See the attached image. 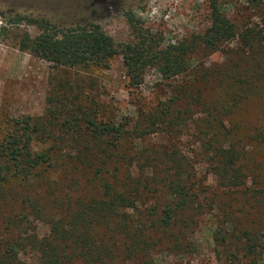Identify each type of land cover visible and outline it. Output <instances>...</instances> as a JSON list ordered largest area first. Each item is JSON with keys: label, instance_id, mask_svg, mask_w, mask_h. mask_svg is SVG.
I'll use <instances>...</instances> for the list:
<instances>
[{"label": "trees", "instance_id": "trees-1", "mask_svg": "<svg viewBox=\"0 0 264 264\" xmlns=\"http://www.w3.org/2000/svg\"><path fill=\"white\" fill-rule=\"evenodd\" d=\"M206 1L210 14L205 31L188 44L164 48L154 47V41L144 35L134 43L118 45L94 22L59 27L44 18L12 19L17 23L25 21L38 31L33 38L22 39L20 47L54 67L108 68L110 59L121 56L129 86L140 83L147 66L155 67L168 80L188 73L190 80L175 88L162 108L149 116L150 123L144 127H140L141 123L139 127L135 125L130 134L139 137L144 128H150L144 131L149 134L157 132L152 128L159 126L155 128L169 139L177 131L183 132L180 128H186V135L200 144L197 165L201 171L196 173L192 163L176 151L175 143L171 149L147 148L129 156L120 149L128 132L122 128L124 124L95 122L86 115L83 124L78 125L76 119L64 117L60 128L80 153L67 168L57 167L61 170L56 173L74 175L71 180L81 193L86 187L97 194L76 197L70 200L71 206L53 201L48 211L24 197L18 204V214L10 209V214L3 216L0 264H117L118 260L148 264L146 258L151 259L157 246L171 242L172 248H179L197 217H214L218 210L223 212L222 225L232 224L235 233L226 237L215 231L213 239L223 246L233 237L235 264H264V219L234 217L230 205L218 200L224 192L233 202L247 201L264 215V126H247L232 119L240 103L264 88L258 83L264 79V28L259 32L247 27L238 29L226 9L227 5L242 2L258 10L264 7V0ZM133 18L128 15L132 25ZM236 38L241 45L235 62L221 75L212 67H192V55L199 50L212 55ZM210 82L222 88L223 102L217 103L213 96L204 98L199 91ZM15 124L21 133L9 134L0 141V210L8 206L12 189L33 187L37 184L33 182H39L42 168L50 171L54 162L66 161L65 156L55 157L50 151L32 152L36 124L31 125L27 118ZM191 125L194 133L187 131ZM98 156L100 162L93 169L91 159ZM130 157L141 166L121 177L120 166ZM210 179L213 184H209ZM148 198L154 203L163 200L158 217H154V209H140ZM26 205L46 223L48 234L39 238L28 233ZM205 207L208 210L203 212ZM24 247L34 252L28 261L18 257Z\"/></svg>", "mask_w": 264, "mask_h": 264}, {"label": "rangeland", "instance_id": "rangeland-1", "mask_svg": "<svg viewBox=\"0 0 264 264\" xmlns=\"http://www.w3.org/2000/svg\"><path fill=\"white\" fill-rule=\"evenodd\" d=\"M226 9L238 29L247 27L259 32L264 28V7L257 10L239 2L227 5ZM129 14L134 17V25L128 21ZM209 14L206 0H0V141L9 134H20V126L15 123L27 118L37 128L32 134L30 150L34 153L50 151L55 157H66V161L54 162V168L50 171L42 168L39 182H33L37 183L33 187H15L10 191L8 206L4 205L0 210V232L4 229L2 219L5 213L9 215L10 209H15L14 215L18 214V204L24 197L37 201L38 206L48 211L53 201L71 206L70 200L76 197L97 194L86 187L81 193L71 180L74 175L56 173L61 170L57 167L63 165L67 168L80 153V148L71 143V137L60 128L65 118L76 119L78 125L83 124L86 115L95 122L124 124L122 128L128 132L120 142V149L125 154L130 153L129 156L145 152L147 148L171 149L175 143L176 151L192 163L196 173L201 171L197 165L200 144L194 137L186 135V128H180L183 132L177 131L169 139L155 128L159 126L152 128L157 132L153 130L149 134H144V131L150 128H144L139 137L130 134L135 125L141 123L140 127H144L150 123L149 116L162 108V103L174 93L175 88L185 86L190 80L188 73L168 80L155 67L147 66L142 71L140 83L129 86L121 56L110 59L108 68L54 67L20 47L22 39L26 36L33 38L38 31L25 21L17 23L12 19L17 16L44 18L59 27L94 22L118 45L134 43L140 35H144L154 41V47L164 48L167 45L188 44L193 37L201 35L209 26ZM240 45L241 41L236 38L227 43L223 51L212 55L199 50L192 55V67H212L221 75L235 62ZM258 83H261L259 87L264 86V79L261 78ZM217 86L210 82L205 90L199 91L204 98L213 96L220 103L223 102V90L217 89ZM259 93L240 103L232 119L247 126L251 123L264 126V88ZM187 131L194 133L193 125ZM56 147L58 149L55 150ZM100 158L91 159L93 169ZM124 163L119 169L118 175L121 177L141 166L135 164L131 157L126 158ZM88 177L92 178V174ZM209 184H213L211 179ZM227 196L223 192L218 200L230 205L233 216L247 221L264 219V215L251 208L247 201L233 202ZM154 202L148 198L140 209L145 206L150 208L149 212L154 209L153 215L158 217L163 200L160 198L158 203ZM207 210L208 207H205L203 212ZM33 211L32 207L26 205L27 231L40 238L48 234V226ZM222 213L218 210L214 217H197L189 234L184 240L182 237L184 246L172 248L171 242L161 244L154 249L151 259L146 258L148 264H235V250L231 245L233 237L223 246L213 239L215 231L226 237L234 231L232 224L222 225ZM217 217L218 220L215 219ZM29 249L24 247L18 251L20 260L32 259L34 252ZM117 264L131 263L118 260Z\"/></svg>", "mask_w": 264, "mask_h": 264}]
</instances>
